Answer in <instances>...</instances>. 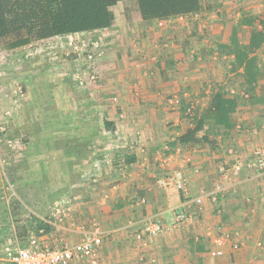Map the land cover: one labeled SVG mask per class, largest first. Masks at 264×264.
Listing matches in <instances>:
<instances>
[{"label": "crops", "instance_id": "0c3cea01", "mask_svg": "<svg viewBox=\"0 0 264 264\" xmlns=\"http://www.w3.org/2000/svg\"><path fill=\"white\" fill-rule=\"evenodd\" d=\"M207 2L210 9L197 14L143 20L135 1H122L118 10L111 8L110 28L62 36L90 35L102 41L101 57L92 61L95 81L87 89L68 86L62 72L49 70L57 58L26 71L22 81L30 111L24 109L11 128L27 129L35 123L31 112L40 111V124L51 134H30L23 154L14 158L39 160L35 175L71 177L65 187L48 186L46 195H31L38 198L32 201L34 207L41 206L40 199L71 196V211L56 232L50 205L36 213L22 203L18 210L26 209V216L18 223L21 228L12 226L8 235L0 230V264L9 263L4 247L24 245L36 221L51 222L36 237L39 244L53 248L61 242L77 243L96 223L102 232L96 264H264V172L242 166L235 174L230 169L244 165L255 150L264 153V43L255 52L260 76L243 89L241 82L239 87L230 84L242 74L240 68L232 71L233 56L217 53V45L227 44L234 30L241 45L249 43L251 27L239 23L256 18L259 29L264 0ZM207 49L209 56L202 53ZM34 65L38 63L31 68ZM218 89L228 97L240 96L233 129L226 134L216 130L214 150L203 144L178 145L176 138L189 127L178 112L182 102L198 104L203 95L208 104ZM40 98L43 103L37 108ZM170 100L180 102L173 108ZM105 155L116 162L123 159V167L104 166L96 184L82 182L81 176ZM128 159L133 162L127 164ZM222 167L227 172L221 173ZM173 171L183 172L186 194L158 186L157 181ZM202 190L203 209L196 213L194 198ZM182 210L193 219L174 227V213ZM157 220L167 227L163 234L135 240L136 232ZM234 232L238 238H225ZM233 241L240 243L237 250L231 247ZM258 243L263 248H257Z\"/></svg>", "mask_w": 264, "mask_h": 264}, {"label": "trees", "instance_id": "16d2710c", "mask_svg": "<svg viewBox=\"0 0 264 264\" xmlns=\"http://www.w3.org/2000/svg\"><path fill=\"white\" fill-rule=\"evenodd\" d=\"M122 1H135L143 20L183 17L210 9L207 0H0V41L14 50L33 42L108 29L114 24L111 8ZM255 20L250 17L239 23L251 27L247 45L236 40L235 30L227 44L217 45L219 55L233 56L232 71L242 69V88L252 86L260 76L255 52L264 43V22L258 21L260 28L257 29ZM238 98L228 97L221 89L214 90L206 109L192 114L189 127L176 138V143L180 146L203 144L210 150L216 149V130L222 129L226 134L235 126ZM35 223L34 232L48 230L43 222Z\"/></svg>", "mask_w": 264, "mask_h": 264}, {"label": "rangeland", "instance_id": "374dc122", "mask_svg": "<svg viewBox=\"0 0 264 264\" xmlns=\"http://www.w3.org/2000/svg\"><path fill=\"white\" fill-rule=\"evenodd\" d=\"M116 5L113 7V10L119 9ZM69 39L71 41H77L78 39L97 40L99 38L89 35ZM69 39L63 41L62 44H56L57 41H59V38L56 37L49 41L45 40L37 43L33 42L22 48L14 50L9 49L5 41H0V127L5 129L4 132H1L2 135L0 137V230L6 229L5 232L7 235L11 233L10 229L12 226L16 229H19L22 226L18 224L21 218L26 216V213H24L26 212V209H24L25 211L21 210L23 212L18 210V207L21 206L22 203H26V205H28L29 209L27 208V210L31 209L30 211H35L36 213L39 210L40 213H43L47 210L49 205L52 207L54 202L60 200L58 196H53L50 199H40L39 202L41 206L34 207V202L32 201H35L38 198L31 197L33 193H35L37 197L46 195V191H48L46 187L54 185H61L60 187H65V184H68L71 179V177L68 176L35 175L34 170L39 167L37 164L39 163V160L34 158L32 161L28 162L22 158L17 160L14 158L16 154H23L24 149L27 147V144L25 143L28 142L27 138L30 134H51L48 131V127H46L47 129H44L43 125L40 124L43 123V112H31V116L34 118L33 121L35 123L27 129L11 128L12 120L19 118V116L23 114L24 109L28 110L29 108L25 106L27 105V102H31L29 100L30 96L25 92L27 90L24 91L26 87L23 86L24 82L22 81V79L27 76L26 71L35 70L37 66L40 68L42 65L47 66L46 64L49 60L57 61L55 60L57 58L59 59V62L53 65V67H50L49 70L51 72L55 71V73L62 72V78L68 79V86L70 85L71 87L79 89L73 76L77 72V69L81 68L82 62H80L72 49L67 45V41H69ZM47 47H49V49ZM197 52L200 53L201 50L198 49ZM202 53L207 56L211 54L209 49H207V51H203ZM99 57L101 56H96L94 60ZM32 63H38V65H34L31 68ZM89 65V70L91 72L92 63L90 62ZM19 78H21V80H18ZM228 82L230 83L231 81L229 80ZM240 82V79L236 75L230 84L235 83L236 87H239L237 84H240ZM86 87L81 89H85ZM238 97L240 98V96ZM73 99H75V97H72V100ZM37 101L39 102L37 108H39L42 106L43 100L40 98V101L39 99H37ZM197 101L199 102L198 104L196 102L192 103V101L188 100L183 101L182 105H180L181 108L179 107L180 110L178 112L180 117L188 125L192 114L196 111L201 112L206 109L205 107H207V100L205 96L201 95ZM70 104H72V102ZM49 128L52 129L51 126H49ZM108 160L109 163L104 166L111 168H118V166L123 167L119 165L123 164V159L120 161L117 160L116 162L110 157V155H108ZM41 167L42 165H40V168ZM37 172L39 171L36 170L35 173ZM73 183L76 182L74 181ZM28 185L30 186V191L27 190ZM69 199L72 200V197L69 196ZM139 200H142V198ZM29 215L33 214L30 213ZM256 247L261 249L263 248V245H257Z\"/></svg>", "mask_w": 264, "mask_h": 264}, {"label": "built area", "instance_id": "2783aa9c", "mask_svg": "<svg viewBox=\"0 0 264 264\" xmlns=\"http://www.w3.org/2000/svg\"><path fill=\"white\" fill-rule=\"evenodd\" d=\"M59 41L56 44H62L63 41L69 38L57 37ZM45 41V40H42ZM38 41V42H42ZM37 43V42H36ZM67 45L72 49L77 58L80 60L81 68L77 69V72L73 76L76 84L79 88L92 85L95 81V75L90 72V62L94 60L96 56H100L102 53V41L97 40H84L78 39L77 41H67ZM49 49V47H47ZM88 65V66H87ZM178 101L170 100V105L175 108ZM4 128L0 127V133L4 132ZM114 140L116 139V133L113 134ZM112 136V137H113ZM119 160V159H118ZM120 161V160H119ZM109 163L108 156L105 155L103 159L95 161L91 167L81 176L82 182L86 184H96L98 179L103 172L104 165ZM242 166L248 169H252L258 172H264V153L260 150H255L248 161L242 165L241 163H236L230 169L231 172L237 174ZM221 173L227 172L225 168L219 170ZM185 176L182 171H173L167 174L165 177L158 181V186L163 190H175L187 193V187L185 183ZM113 189V188H112ZM202 194L194 198L196 213L202 212ZM139 203H143V200H139ZM71 200L67 198H61L60 200L53 203L51 207L52 218L55 219V224H52L54 230L59 231L60 225H62L63 220L68 216L71 211ZM193 216L185 211H179L174 213L173 226H181L186 222H190ZM44 224L50 225L51 222L43 221ZM167 227L159 220L148 223L140 231L134 234V238L138 242H143L145 239H151L153 237L159 236L166 231ZM44 233V229H40L34 232L26 241L24 245L21 246H11L8 245L4 247V255L7 262L11 264H70L72 260H85L91 264H96L97 261V251L101 245L102 232L100 227L94 223L89 231L82 234L80 240L69 245L65 242H61L57 247H49L43 244H39L36 234ZM238 238L239 233L234 232L232 235H226L225 238ZM219 242V241H218ZM261 246L260 243L257 244ZM231 247L237 250L240 247V243L233 241ZM221 255V252H218Z\"/></svg>", "mask_w": 264, "mask_h": 264}]
</instances>
